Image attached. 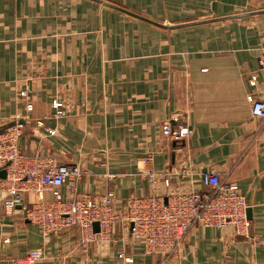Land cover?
<instances>
[{"label": "crops", "instance_id": "obj_1", "mask_svg": "<svg viewBox=\"0 0 264 264\" xmlns=\"http://www.w3.org/2000/svg\"><path fill=\"white\" fill-rule=\"evenodd\" d=\"M221 21L231 23L201 27ZM262 29L264 0H0V126L24 120L23 153L79 164L78 192L114 191L120 213L133 196H167L170 188L159 182L154 191L145 170L174 173L186 161L190 175L172 187L190 191L218 171L245 196L249 232L195 226L163 264H264V120L247 99L253 72L264 85ZM166 123L189 136L172 140ZM7 185L0 179V264H23L33 250L43 253L33 264H161L123 222L89 242L77 226L43 235L24 206L52 200L51 190L24 191L6 209Z\"/></svg>", "mask_w": 264, "mask_h": 264}, {"label": "built area", "instance_id": "obj_2", "mask_svg": "<svg viewBox=\"0 0 264 264\" xmlns=\"http://www.w3.org/2000/svg\"><path fill=\"white\" fill-rule=\"evenodd\" d=\"M261 37L264 51V29L261 30ZM249 86L252 91L247 99L251 104L252 114L264 120V85L261 84L257 72L251 74ZM28 108L31 109L32 106L29 104ZM39 124L43 126V122ZM21 127L13 126L0 133V168H7L8 177L11 179L8 209L21 204L22 191L34 190L42 196L46 189L52 188L54 202L42 201L32 207L24 206L29 220L39 223L42 229L49 226L56 229L50 230V233L61 232L77 225L82 240L89 242L96 235H109L115 224L123 222L129 227L131 237L144 243L145 252L160 256L163 264L180 251L186 234L195 226L222 228L232 225L236 235H246L250 230L251 221L247 212L249 205L245 196L236 182L221 177L218 171L205 172L201 178L202 190L190 191L171 186L173 178L179 183L190 175V166L186 161H181L179 169L173 171L174 173L145 170V176L154 191L159 182L172 188L167 196L158 192L133 196L126 202L124 213H120L115 204L114 191L93 197L77 195L78 182L83 175L79 164H49L51 162L48 158L24 162L15 142V135H19ZM162 132L174 141H181L188 134V129H180L178 133H174L171 124L166 123ZM18 162H24L27 168L18 172ZM20 173L22 177L19 176ZM64 186L72 193L70 199H66L61 191ZM95 222L100 224L98 233L93 228ZM42 256V251L36 250L26 259L33 264ZM125 260L133 261L128 257Z\"/></svg>", "mask_w": 264, "mask_h": 264}, {"label": "rangeland", "instance_id": "obj_3", "mask_svg": "<svg viewBox=\"0 0 264 264\" xmlns=\"http://www.w3.org/2000/svg\"><path fill=\"white\" fill-rule=\"evenodd\" d=\"M215 14H212V13H208V14H205L204 13V20L205 19H207V18H212L213 16H214ZM197 19H200V18H197ZM231 22H227V21H221V22H216V23H207L206 25H202L201 27H213V26H216V25H222V24H226V25H228V24H230ZM225 26V25H224ZM200 26H196V28H201ZM191 28V27H190ZM192 28H194V27H192ZM251 76V75H250ZM250 76H249V78H248V84H249V80H250ZM252 91V90H251ZM250 91V92H251ZM249 92V93H250ZM248 93V94H249ZM248 96V95H247ZM20 97L23 99V100H25L26 101V107H27V110H29V111H31L32 109H33V104L31 103V102H29L28 101V92L26 91V90H22L21 92H20ZM28 101V102H27ZM31 105L32 106V108L31 109H29L28 108V105ZM52 105H53V108L55 109V115L56 116H62L63 115V107H64V103L61 101V100H58V99H54L53 100V102H52ZM42 121H40V122H38V125L39 126H41L39 123H41ZM19 125H21L22 126V124H16V125H14V126H19ZM43 126H44V123H43ZM164 126V125H163ZM163 128V127H162ZM185 128V127H184ZM183 128V129H184ZM9 129V128H8ZM7 130V129H6ZM49 130H52L53 132L52 133H50L49 132ZM13 131V130H12ZM46 131H47V133L48 134H50V135H54V133H55V130L54 129H51V128H47L46 129ZM5 132V131H4ZM189 134H190V131H189V129H188V134L186 135V137H184V138H187L188 136H189ZM20 135H21V131H20V133H19V135H18V133H16V135H15V142H16V147H17V150H18V152L21 154V155H23V160H24V162L25 161H28V162H33V161H39V159H44V158H48V160H50L49 162H51V163H49V164H59V162H57L56 161V159L53 157V156H49V155H43V154H35V155H32V156H29V155H26L25 153H23L22 151H21V147H20V145H19V137H20ZM52 160V161H51ZM54 161V162H53ZM24 162H18V164H17V170H18V172H22V168H27V165H25V163ZM8 165H10V163L8 164ZM7 165V166H8ZM14 166H16V164H14ZM6 170H7V168H6ZM216 171V170H215ZM13 174V173H12ZM19 176L20 177H22V173H20L19 174ZM12 177V176H11ZM5 180H7L8 181V185H7V187H8V189H9V186H10V183H11V179H10V177H8V170H7V177L5 178ZM181 182H182V180H181ZM181 182H179L180 184H181ZM172 186V185H171ZM168 187V188H172V187ZM48 189H50L51 190V193H52V195H53V190H52V188H48ZM48 189H46V190H48ZM45 190V191H46ZM68 190H69V192H68V195L65 197L66 199H70V197L72 196V193H71V191H70V189L68 188ZM26 191H33V192H36V191H34V190H26ZM45 191H44V193H45ZM170 191V190H169ZM22 192H24V191H22ZM22 192H21V200H22ZM40 197H42L43 195H44V193H43V195L41 196L38 192H36ZM169 193V192H168ZM9 194H10V192H9ZM80 194L81 193H79L78 192V190H77V195L78 196H80ZM116 194V193H115ZM152 194V193H151ZM84 196H91V195H89V194H83ZM150 195V194H149ZM91 197H93V196H91ZM11 198V197H10ZM117 199V198H116ZM42 201H44V202H54L55 201V197H54V195H53V199L52 200H39L38 202H36V204L37 203H39V202H42ZM35 204V203H34ZM115 204H116V202H115ZM6 209H8V202L6 203V207H5ZM11 209V208H10ZM26 216H27V218H28V220H29V215H28V213H26ZM31 223H33V224H35V225H37L38 227H39V229H40V232L43 234V235H45V236H49L50 234H55V233H50L52 230L53 231H55L54 229H52V228H49V227H47V228H44V229H42V227H41V225L39 224V223H37L36 221H34V220H29ZM77 226V225H76ZM78 227V226H77ZM79 228V227H78ZM68 229V228H67ZM51 230V231H50ZM80 230V229H79ZM57 233H59V232H57ZM80 234H81V232H80ZM131 236V235H130ZM132 238V237H131ZM133 239V238H132ZM134 240V239H133ZM6 241V240H5ZM6 242H8V241H6ZM138 242V241H137ZM33 251H36V250H33ZM32 252V251H31ZM31 252H29L28 254H27V256L31 253ZM180 253V251L179 252H177L176 254H174L173 256H175V255H178ZM26 256V257H27ZM172 256V257H173ZM26 257L25 258H23L24 259V263L23 264H30L28 261H27V259H26ZM171 257V258H172ZM161 258V257H160Z\"/></svg>", "mask_w": 264, "mask_h": 264}, {"label": "water", "instance_id": "obj_4", "mask_svg": "<svg viewBox=\"0 0 264 264\" xmlns=\"http://www.w3.org/2000/svg\"><path fill=\"white\" fill-rule=\"evenodd\" d=\"M113 6H114V5H113ZM115 7L118 8L119 10H122V11H124V12H126V13H128V14H130V15H132V16H135V17H137V18H141V19H143V20H146V21H148V22L155 23V24L160 25V26L168 27V26H165V25H162V24L156 23L155 21H153V20H151V19H149V18H146V17H144V16H142V15H139V14H137V13H134V12L128 11V10L123 9V8H120V7H118V6H115ZM23 123H24V120H19L18 122H17V121H13V122H10V123H8V124H4V125L0 126V133H3L6 129H8V128H10V127H13V126L16 125V124H23ZM6 177H7V170H6V168H5V167L0 168V179H5ZM18 207L21 208L22 206H18ZM247 212H248V218H249V219H252V218H251V210H250V208L247 210ZM93 228H94V231H95L96 233L100 232V224H99V222H95V223L93 224Z\"/></svg>", "mask_w": 264, "mask_h": 264}]
</instances>
